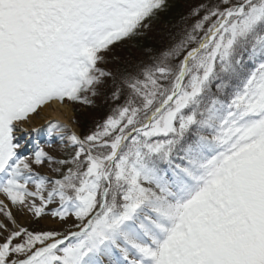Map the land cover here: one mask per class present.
<instances>
[{
  "label": "snow or ice",
  "instance_id": "1",
  "mask_svg": "<svg viewBox=\"0 0 264 264\" xmlns=\"http://www.w3.org/2000/svg\"><path fill=\"white\" fill-rule=\"evenodd\" d=\"M167 3L0 0V264H264V0H206L91 133L49 123L70 157L24 127L53 102L92 105L106 55Z\"/></svg>",
  "mask_w": 264,
  "mask_h": 264
},
{
  "label": "rangeland",
  "instance_id": "2",
  "mask_svg": "<svg viewBox=\"0 0 264 264\" xmlns=\"http://www.w3.org/2000/svg\"><path fill=\"white\" fill-rule=\"evenodd\" d=\"M192 0H168L167 3V7L166 10L160 12L158 14V16L153 19L150 23V25L144 29H142L141 34L138 36H135L131 39H128L124 42H121L115 46H113V49L110 53H108L106 55V61L104 63H102L101 65H99L101 68L106 69L107 71H115L116 66L118 64H122L125 62V60L128 61H132V60H136L138 57V53L135 49V40H140L142 42L144 41H150L151 37L153 36V34L155 33V31L160 27V25L164 22V20L170 16V11H172L174 8H176V6L178 5H190ZM188 7V9H190L191 12V8ZM190 17V18H189ZM187 21L183 24V26L185 27V29H188L191 27V25L193 23H195V21L197 20V17L193 18V15L189 16ZM183 30V29H182ZM184 35V31L182 32V36ZM136 37H138L137 39H135ZM106 80L104 81V83L102 85H100L98 87V95L95 96L93 99V104L92 105H84V104H80V103H72V102H65L64 104H66L71 112H72V119H71V124L65 123L63 121L57 120V119H51L48 121L42 120L40 115H35L33 116L35 119H33L32 122H28L24 125L25 128H27L28 132H32V130L34 128L37 129H41V133L39 136V139L41 141V143L43 144V146L45 147V151H47L50 155H52L53 157L56 158H65V157H70L73 154V148L68 145L65 146L63 143L59 142L57 140V137L54 135L52 137V144L51 146H48V137L46 135V133L43 131V129L46 128L47 125H49V123L51 122H59L62 125H66L68 128L72 129L73 131H75L78 135H81L80 129L76 124V118H75V110L76 108H80V111L83 113H87V112H93L94 111V107L97 104V101L99 100V98L101 97V94L103 93V91L105 90V86H106ZM19 136L16 140H14V143H24L25 144V148L23 149H18L17 150V155L18 156H27V155H31L33 150L35 149V141L33 140L32 142H28L26 140H24L22 137L24 136L23 132L18 133ZM38 171L46 176H54L55 173L50 171L48 166H42L38 169ZM31 187V186H30ZM34 190V189H33ZM0 199H5V197H3L2 195H0ZM5 202L8 203V201L5 199ZM9 207H11V205L9 204ZM2 218V217H0ZM17 218L19 220V222L21 224H23L24 226L29 227L32 230H44V229H60L62 228V225L60 222H58L57 220L51 219V218H44L40 221H34L32 220L30 217L28 216H19L17 214Z\"/></svg>",
  "mask_w": 264,
  "mask_h": 264
},
{
  "label": "trees",
  "instance_id": "3",
  "mask_svg": "<svg viewBox=\"0 0 264 264\" xmlns=\"http://www.w3.org/2000/svg\"><path fill=\"white\" fill-rule=\"evenodd\" d=\"M205 2L206 0H192L191 7L190 5L176 6V8L170 11V16H168L155 31L150 41L142 42L140 40H135L134 46L138 53L137 59L132 61L125 60L124 63L116 66L115 71H110L113 74V78L106 79L105 90L97 101L94 111L83 113V111H80V108L74 109L76 124L80 129L81 136L96 130L99 123L103 122L105 118L123 102L122 99L117 101L112 98L114 86L119 83L121 77L126 73H136L142 67L150 65L158 59L164 51L175 45L177 41L183 37L182 32L185 28L183 24L187 21L188 17L192 15L193 11ZM188 7L191 8V12L190 9L187 10ZM202 14L203 13H201V15ZM195 17L197 16L193 15V18ZM197 19H199V17H197ZM137 38L138 37L135 39Z\"/></svg>",
  "mask_w": 264,
  "mask_h": 264
},
{
  "label": "bare ground",
  "instance_id": "4",
  "mask_svg": "<svg viewBox=\"0 0 264 264\" xmlns=\"http://www.w3.org/2000/svg\"><path fill=\"white\" fill-rule=\"evenodd\" d=\"M39 115H40L42 120L48 121L51 119H57V120L65 122V123H68L72 126V124H71L72 123L71 122L72 112L66 104H61L59 102H53V103L45 106L40 111ZM33 119H35V118L32 117L30 119V122H32Z\"/></svg>",
  "mask_w": 264,
  "mask_h": 264
}]
</instances>
